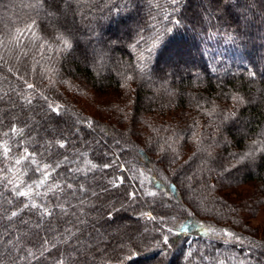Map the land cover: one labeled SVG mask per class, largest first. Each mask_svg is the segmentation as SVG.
<instances>
[{
    "label": "trees",
    "instance_id": "16d2710c",
    "mask_svg": "<svg viewBox=\"0 0 264 264\" xmlns=\"http://www.w3.org/2000/svg\"><path fill=\"white\" fill-rule=\"evenodd\" d=\"M262 207L264 0H0V264H264Z\"/></svg>",
    "mask_w": 264,
    "mask_h": 264
},
{
    "label": "rangeland",
    "instance_id": "374dc122",
    "mask_svg": "<svg viewBox=\"0 0 264 264\" xmlns=\"http://www.w3.org/2000/svg\"><path fill=\"white\" fill-rule=\"evenodd\" d=\"M204 5L205 6L208 5V3L205 2ZM61 11H64L63 7H62ZM170 63H174V64H172V65L166 64L165 70L167 72L168 71L171 72V70H175V68H178L180 65L183 64V63H181L178 66V63L175 64V61H172ZM184 68H185L184 66L180 67L181 71H185ZM245 218H246V221L249 224V226L254 229L256 235H259V237H262V236L264 237V207H262L260 209V211L255 216H253V217L246 216ZM111 233H113L112 230H111Z\"/></svg>",
    "mask_w": 264,
    "mask_h": 264
},
{
    "label": "snow or ice",
    "instance_id": "6c2138e0",
    "mask_svg": "<svg viewBox=\"0 0 264 264\" xmlns=\"http://www.w3.org/2000/svg\"><path fill=\"white\" fill-rule=\"evenodd\" d=\"M173 2H178V0H173ZM64 43H65L68 47L71 46V45L68 44V41H67V40H65ZM53 111H55V109H53ZM21 131H22V130H21ZM60 147L63 148V147H64V144L61 143V144H60ZM249 155H251V153H249ZM16 163L19 164V163H20V160H17ZM46 167H47V166H46ZM92 167H95V165H92ZM56 187H59V186L57 185ZM69 187H71V185H69ZM148 194H149V195H155V193H148ZM17 195H18V196H27L28 193H27V192H24V191H19V192H17ZM24 207L27 208V207H29V205H28V204H25ZM31 207L36 208L37 205L33 203V204L31 205ZM15 215H16V213L14 212V213H13V216H15ZM46 215H50V213H49L48 209L45 208L44 211L41 213V217L43 218V217L46 216ZM68 231H70V230H68ZM169 231H171V229H169Z\"/></svg>",
    "mask_w": 264,
    "mask_h": 264
}]
</instances>
